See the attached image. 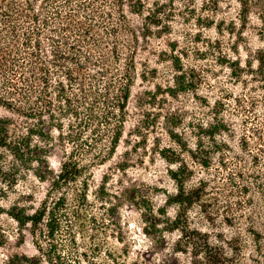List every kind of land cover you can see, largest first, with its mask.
I'll return each instance as SVG.
<instances>
[{
	"label": "rangeland",
	"instance_id": "1",
	"mask_svg": "<svg viewBox=\"0 0 264 264\" xmlns=\"http://www.w3.org/2000/svg\"><path fill=\"white\" fill-rule=\"evenodd\" d=\"M144 1L137 16L124 0L139 40L120 145L63 190L81 209L83 264H264V0ZM177 64L190 90H172ZM51 179L0 190V264H50L7 212L38 208Z\"/></svg>",
	"mask_w": 264,
	"mask_h": 264
},
{
	"label": "trees",
	"instance_id": "2",
	"mask_svg": "<svg viewBox=\"0 0 264 264\" xmlns=\"http://www.w3.org/2000/svg\"><path fill=\"white\" fill-rule=\"evenodd\" d=\"M129 6L140 16L145 1ZM124 7V0H0V106L20 118L0 117V190L7 194L29 173L42 182L52 177L38 208L17 204L7 212L18 233L30 227L50 264L86 262L81 209L63 190L113 157L122 140L139 40ZM157 18V9L146 16ZM175 67L172 90H190L193 81ZM57 148L64 156L55 173L49 158ZM199 163L211 166L209 157ZM250 232L259 243L263 236Z\"/></svg>",
	"mask_w": 264,
	"mask_h": 264
}]
</instances>
